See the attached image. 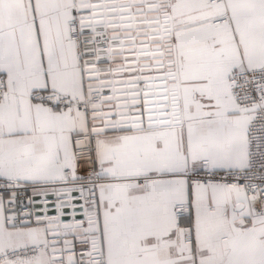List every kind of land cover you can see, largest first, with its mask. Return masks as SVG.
<instances>
[{
    "label": "snow or ice",
    "instance_id": "snow-or-ice-1",
    "mask_svg": "<svg viewBox=\"0 0 264 264\" xmlns=\"http://www.w3.org/2000/svg\"><path fill=\"white\" fill-rule=\"evenodd\" d=\"M0 264H264V0H0Z\"/></svg>",
    "mask_w": 264,
    "mask_h": 264
}]
</instances>
